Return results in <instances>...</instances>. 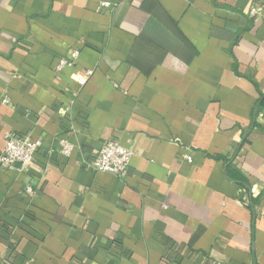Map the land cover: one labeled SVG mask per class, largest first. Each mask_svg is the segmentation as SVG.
Here are the masks:
<instances>
[{"label": "crops", "instance_id": "1", "mask_svg": "<svg viewBox=\"0 0 264 264\" xmlns=\"http://www.w3.org/2000/svg\"><path fill=\"white\" fill-rule=\"evenodd\" d=\"M263 97L264 0H0V264H264Z\"/></svg>", "mask_w": 264, "mask_h": 264}, {"label": "built area", "instance_id": "2", "mask_svg": "<svg viewBox=\"0 0 264 264\" xmlns=\"http://www.w3.org/2000/svg\"><path fill=\"white\" fill-rule=\"evenodd\" d=\"M105 6L106 3H101ZM248 16H256L262 13L257 7L253 6L247 11ZM79 51L74 49L70 52L67 58H61L57 65L56 70L60 71L64 67L73 66L77 59ZM92 70L86 69L82 73L76 74L74 80L80 85L85 84L88 77L91 75ZM7 102V99H3ZM5 145L0 151V166L13 167L15 163H19L21 170L27 168L33 161L34 155L40 148V142L31 139L28 135L6 134ZM58 151L63 156H70L73 152L74 145L66 138L57 140ZM80 165L82 168L90 171L107 172L115 175L119 179H124L127 174L130 160L134 155V151L120 144L116 139L110 138L102 142L100 147L89 154L80 151ZM184 159L190 160L189 154H184ZM24 192L27 194H34L35 191L31 184H26ZM110 264V263H106Z\"/></svg>", "mask_w": 264, "mask_h": 264}, {"label": "trees", "instance_id": "3", "mask_svg": "<svg viewBox=\"0 0 264 264\" xmlns=\"http://www.w3.org/2000/svg\"><path fill=\"white\" fill-rule=\"evenodd\" d=\"M260 105L264 106V97L262 98V100L260 101Z\"/></svg>", "mask_w": 264, "mask_h": 264}]
</instances>
